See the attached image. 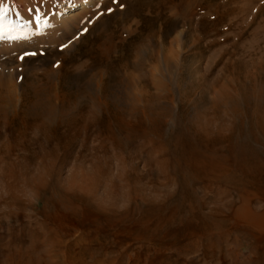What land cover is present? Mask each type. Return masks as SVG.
<instances>
[{
	"label": "rangeland",
	"instance_id": "rangeland-1",
	"mask_svg": "<svg viewBox=\"0 0 264 264\" xmlns=\"http://www.w3.org/2000/svg\"><path fill=\"white\" fill-rule=\"evenodd\" d=\"M60 9L52 3L44 14ZM85 17L50 43L0 52V264H19L18 253L39 245L46 230L100 229L112 214L142 218L161 209L156 217L168 219L179 189L147 164V141L182 130L220 88L235 96L237 87L251 94L264 86V0H103ZM144 90L160 112L139 125L156 132L116 148L103 128L107 116L127 111ZM33 103L53 110L45 115ZM246 190L240 200L220 187L196 190L203 216L224 209L214 220L225 223L219 230L185 228L187 200L168 224L149 223L169 231L159 246L132 244L119 253L109 240L101 245L112 264H264V194ZM233 198L260 229L231 222L225 206Z\"/></svg>",
	"mask_w": 264,
	"mask_h": 264
},
{
	"label": "bare ground",
	"instance_id": "bare-ground-1",
	"mask_svg": "<svg viewBox=\"0 0 264 264\" xmlns=\"http://www.w3.org/2000/svg\"><path fill=\"white\" fill-rule=\"evenodd\" d=\"M102 1L0 0V34L4 36V39L0 40V52L13 49L27 41L50 43L54 36L64 35L75 29L73 25L78 24ZM56 2L60 3L61 9L48 18L44 13L49 4ZM150 83L156 86L153 79ZM252 89L255 93L252 91L248 94L243 87H237L235 96H232L225 87L220 88L216 91L215 98L209 102V108L196 112L190 120L184 121L182 130L176 128L165 140L156 135L154 139L147 141V145L149 146V142L152 146L146 155L150 156L146 158L147 164L156 167L157 177L164 179L165 184H176L179 189V203L174 208H169L168 219L156 217L163 209L156 214L152 211L145 212L142 218L125 213L122 216L111 213L100 229H97V226L88 228L77 221L79 224L71 229L58 227L46 230L45 235L40 237L39 245L35 247L32 243L29 247L31 250L18 253L19 264H112V251L105 245L102 246V241L109 240L119 253L132 244L159 246L169 237V231L160 230L157 226L151 229L149 223L155 220L158 224L163 220L164 224H168L176 213L186 207L187 200H192V204L187 205V218L180 220L185 228L221 229L225 223L214 220L224 209H215L209 212L208 216H203L201 211L207 206L203 201H197V189L204 193L209 187H220L224 189L222 194H236L239 200L245 195H250L246 190L249 188L264 194V86H253ZM252 96L253 103L250 102ZM153 98L144 90L127 111L115 110L107 116L103 128L116 148L122 149L137 138H147L149 133L156 132L149 130L148 133V130H142L139 125L144 120L150 122L154 115L160 112L158 110L156 114L158 106ZM141 102L142 109H139ZM41 105L33 103L32 109H41L40 107L44 106ZM44 107L45 115H50L52 107ZM211 111L216 113L213 117L208 116ZM0 114H4L2 108ZM225 117H229V120H225ZM156 120L161 122L160 119ZM150 127L149 129H152V126ZM117 134H121L120 137ZM128 192L136 194L134 188H129ZM122 195L120 197L123 198ZM128 196H125V199ZM237 203L238 200L234 198L226 202L225 208L234 212L231 222L247 229H260L254 221L256 215L250 210H245L243 217L240 208L235 209ZM129 222L132 228L128 227ZM173 234L174 238L176 233Z\"/></svg>",
	"mask_w": 264,
	"mask_h": 264
},
{
	"label": "snow or ice",
	"instance_id": "snow-or-ice-1",
	"mask_svg": "<svg viewBox=\"0 0 264 264\" xmlns=\"http://www.w3.org/2000/svg\"><path fill=\"white\" fill-rule=\"evenodd\" d=\"M4 39L3 34H0V40ZM25 55H29V53H25ZM21 59H23V56L21 57Z\"/></svg>",
	"mask_w": 264,
	"mask_h": 264
}]
</instances>
